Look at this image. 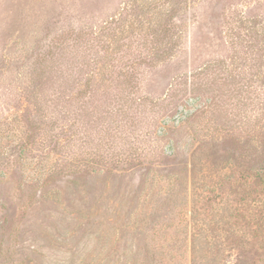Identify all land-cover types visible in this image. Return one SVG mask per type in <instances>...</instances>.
Instances as JSON below:
<instances>
[{
    "label": "rangeland",
    "instance_id": "obj_1",
    "mask_svg": "<svg viewBox=\"0 0 264 264\" xmlns=\"http://www.w3.org/2000/svg\"><path fill=\"white\" fill-rule=\"evenodd\" d=\"M262 159L264 0H0V264H264Z\"/></svg>",
    "mask_w": 264,
    "mask_h": 264
},
{
    "label": "trees",
    "instance_id": "obj_2",
    "mask_svg": "<svg viewBox=\"0 0 264 264\" xmlns=\"http://www.w3.org/2000/svg\"><path fill=\"white\" fill-rule=\"evenodd\" d=\"M211 137H212V135H211ZM213 141V140H212ZM264 159H262V161H261V163L258 165V167H259V169H258V172H257V174H261V172L262 171H264V161H263ZM263 173V172H262Z\"/></svg>",
    "mask_w": 264,
    "mask_h": 264
}]
</instances>
